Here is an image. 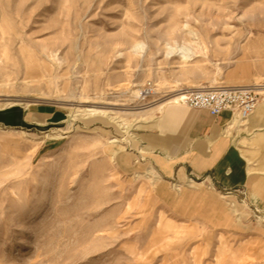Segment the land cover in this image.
I'll use <instances>...</instances> for the list:
<instances>
[{
	"label": "rangeland",
	"instance_id": "1",
	"mask_svg": "<svg viewBox=\"0 0 264 264\" xmlns=\"http://www.w3.org/2000/svg\"><path fill=\"white\" fill-rule=\"evenodd\" d=\"M239 85L264 90V0H0V264H264V205L139 145Z\"/></svg>",
	"mask_w": 264,
	"mask_h": 264
},
{
	"label": "crops",
	"instance_id": "2",
	"mask_svg": "<svg viewBox=\"0 0 264 264\" xmlns=\"http://www.w3.org/2000/svg\"><path fill=\"white\" fill-rule=\"evenodd\" d=\"M33 114L52 118L57 112ZM139 141L145 158L162 177L203 179L220 191L244 188L250 203L264 205V95L242 123L229 111L211 115L167 103Z\"/></svg>",
	"mask_w": 264,
	"mask_h": 264
},
{
	"label": "built area",
	"instance_id": "3",
	"mask_svg": "<svg viewBox=\"0 0 264 264\" xmlns=\"http://www.w3.org/2000/svg\"><path fill=\"white\" fill-rule=\"evenodd\" d=\"M152 92V84L147 83L138 91L144 100ZM178 102L190 108L207 110L211 115L229 111L232 118L246 119L261 99L255 85L217 86L211 89H195L178 97Z\"/></svg>",
	"mask_w": 264,
	"mask_h": 264
},
{
	"label": "bare ground",
	"instance_id": "4",
	"mask_svg": "<svg viewBox=\"0 0 264 264\" xmlns=\"http://www.w3.org/2000/svg\"><path fill=\"white\" fill-rule=\"evenodd\" d=\"M181 57L182 58H184V59H186V58H188V54L187 53H185V52H183L182 54H181ZM175 100V102H176V99H174ZM166 103H169V101H167V102H165V103H163V104H161L160 105V108L162 107V106H164ZM257 107V106H256ZM255 110V109H254ZM234 120H236L237 122H239V123H242L244 120H239V119H237L236 117H234L233 118ZM247 119V118H246Z\"/></svg>",
	"mask_w": 264,
	"mask_h": 264
}]
</instances>
